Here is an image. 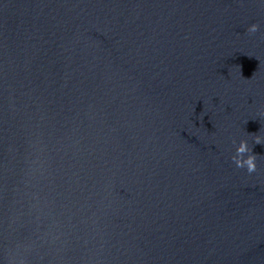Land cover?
<instances>
[{
  "label": "water",
  "instance_id": "95a60500",
  "mask_svg": "<svg viewBox=\"0 0 264 264\" xmlns=\"http://www.w3.org/2000/svg\"><path fill=\"white\" fill-rule=\"evenodd\" d=\"M254 135L261 0H0V264H264Z\"/></svg>",
  "mask_w": 264,
  "mask_h": 264
},
{
  "label": "clouds",
  "instance_id": "9594fccd",
  "mask_svg": "<svg viewBox=\"0 0 264 264\" xmlns=\"http://www.w3.org/2000/svg\"><path fill=\"white\" fill-rule=\"evenodd\" d=\"M261 3H264V0H261ZM259 27L258 24H251L247 31L250 34H254L259 30ZM254 143L264 144V137L254 135ZM232 159L237 168L246 169L249 174L254 173L257 170V156L252 153V149L249 147L247 139L240 141Z\"/></svg>",
  "mask_w": 264,
  "mask_h": 264
}]
</instances>
